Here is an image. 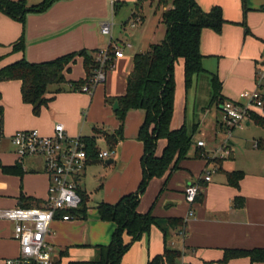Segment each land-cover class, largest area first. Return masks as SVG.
I'll use <instances>...</instances> for the list:
<instances>
[{
    "label": "crops",
    "instance_id": "0c3cea01",
    "mask_svg": "<svg viewBox=\"0 0 264 264\" xmlns=\"http://www.w3.org/2000/svg\"><path fill=\"white\" fill-rule=\"evenodd\" d=\"M136 1H58L43 14H29L25 24L23 53H14L11 50V44L21 34V24L0 13V68L23 56L27 61L36 63L53 60L83 49L105 50L109 47L113 49L118 47L122 50L121 44L115 43L111 38L109 41L107 36L100 33V25L103 21H107L108 3H125L122 7L126 9L128 3ZM196 1L203 11H209L214 6L220 7L226 21L220 34L211 30L202 31L200 39L202 66L208 73L217 75L221 83L220 96L224 100L244 102L245 100L239 98L240 93L253 91L256 88V74L264 75V0H246L248 11L245 23L249 34H245L244 28L239 25L242 20L241 0ZM111 7L113 8V5ZM130 10L128 18L134 12V6ZM155 14L152 24L159 30L158 39H162L165 28L161 23V10L157 9ZM131 28H136V25ZM153 28H148L144 37L143 32L137 34L139 40H136V46L139 47L141 44L137 53H143L149 45L156 43L153 42L154 36L151 35L154 33ZM125 36L130 39L129 34ZM129 43L124 45L132 48V44ZM131 56L132 53L129 57L125 56L122 50V57L115 59L113 67L107 72L101 86L104 95L109 99L125 93L126 79L132 70ZM76 68H82L83 72L75 78L72 72ZM200 75L195 77L192 86L186 90L183 60L178 59L175 63L174 110L170 128L178 129L185 125L189 130H194L192 145L187 159L178 164V169L149 182L145 193L140 197L137 211L139 213L150 211L157 219L180 218L185 221L183 231H170L169 236L170 246L182 253L177 264H264L251 263L245 257L222 261L226 250L264 249V159L253 157L254 153L251 152L252 159L238 161L237 140L232 138L231 131L222 124L220 105L211 102L210 76L205 73L206 81L200 82ZM84 76L82 59L77 58L66 78L77 81ZM202 87L206 88L205 97H203L204 92L199 90ZM64 88L65 93L63 90L55 95L36 117L32 114L31 106L21 100L19 81L0 84V104L3 107L0 165L15 170L14 173H5L0 168V209L20 207L18 198L21 194L26 198L40 201V205L36 207L43 205L48 196L49 179L44 172L43 161L38 157L19 159L14 153L10 137L16 131L35 129L43 135H51L53 126L60 123L69 136L85 137L82 133L86 127V113L88 108L90 111L93 93L74 92L68 90V86ZM52 91L54 90L49 88L47 97L51 96ZM206 101H208L207 106ZM198 108L202 111L199 118H197ZM261 110L256 111L261 112ZM143 119L142 110L129 111L125 117L122 139L113 148L115 155L109 159L111 162L100 161L105 167L114 170L117 167L120 171L119 180L109 182L108 196L100 199L101 202L114 204L121 196L136 191L141 179L142 144L140 141L133 142L132 151L131 147L123 145L122 140L127 139L130 142L136 140ZM250 124L251 121L248 120L246 126ZM118 126L119 122L116 119L107 129L101 127V131L113 133ZM86 128L88 131H94L93 125ZM99 138L107 147L104 150L110 149L102 134L97 136V140ZM197 141L204 142V146L197 147ZM119 145L121 148H118ZM226 145L230 155L222 159L219 164L214 163L212 160L220 159L219 151ZM164 146L165 141L159 140L156 156H160ZM197 153L204 155L205 158H195ZM114 159H117L118 165ZM91 165L94 164L88 165L83 171L81 184L85 179L86 169ZM130 166H132L131 174L128 173ZM232 171L244 173L238 189L227 184L225 173ZM208 173L210 180L204 181L203 178ZM81 184L80 192L88 195L85 218L78 217L70 221L55 220L45 237L51 248L53 264L94 259L96 257L94 247L107 245L115 229L113 223L99 219L96 207L101 202L94 206L90 205V194ZM192 184L199 187L200 201H196L191 206L185 201L184 189ZM237 198L242 199L241 204L237 203ZM190 209L193 211V216H189ZM13 228V222L0 220V264H5L6 260L14 259L19 255V244L13 239ZM140 239L136 243L138 247L135 248V251H138L139 262H148L149 259L163 252L162 233L158 228L152 227L149 235H143ZM124 240L127 241L128 237L126 236ZM63 251L64 254L61 255ZM135 258L129 255L125 262L122 258L121 264H133Z\"/></svg>",
    "mask_w": 264,
    "mask_h": 264
},
{
    "label": "trees",
    "instance_id": "16d2710c",
    "mask_svg": "<svg viewBox=\"0 0 264 264\" xmlns=\"http://www.w3.org/2000/svg\"><path fill=\"white\" fill-rule=\"evenodd\" d=\"M65 0H42L40 3L27 6L25 0H0V13L21 24V34L11 44L14 53H23L25 50V16L28 13L42 14L54 3ZM156 2L157 9L161 10V23L165 31L164 37L158 43L149 45L143 53L134 54L132 57V70L126 79V90L122 96L108 99L113 106L117 102L118 109L114 111L119 122L117 130L113 133L97 131L102 134L110 149H113L122 139L126 114L132 110H142L144 119L139 127L137 138L142 144L140 158L141 179L134 193L121 196L114 204L101 202L96 210L99 219L115 225L111 240L107 245H97L96 257L88 261H70L67 264H121L122 258L130 246L143 235H149L150 229L156 227L162 233L163 252L148 260L147 264H177L182 253L173 249L169 244L170 231L184 230L185 221L180 218L157 219L150 211L139 213L137 207L140 197L145 193L149 182L154 178H161L167 172L178 169V164L187 159L192 145L194 130H189L185 125L178 129H171L170 124L174 110L175 76L174 68L178 59L183 60L184 85L188 90L196 76L207 73L210 76L212 101L218 106L224 101L220 96L221 83L215 73H208L202 66L203 55L200 52V39L203 30H211L217 34L222 31L226 23L222 16L221 8L212 7L203 11L196 0H137L131 18H139V23L144 20L141 7L142 3ZM125 3H113V13L117 14ZM242 20L239 23L244 28V33L249 34L245 23L248 8L246 0H241ZM101 50H80L71 52L53 60L44 62H29L25 57L0 68V84L9 81L20 82L21 100L31 106L34 116H39L42 108L47 107L55 95L68 86L74 92H81L84 85L90 83L95 71L99 68L96 60ZM109 57H112L113 48L109 47ZM82 59L85 72L84 78L77 81L68 80L71 66L76 59ZM113 61H106L105 67L110 68ZM257 75V74H256ZM258 76V75H257ZM257 81V77H256ZM55 86L50 97H47L49 88ZM262 88V87H261ZM264 88V87H263ZM1 100V93H0ZM264 103V93H263ZM249 120L264 130V104L261 112L252 111ZM3 126V107L0 104V130ZM82 137L85 150L91 164L99 163L97 158L99 148L97 136ZM159 140L165 141V146L160 156L155 155ZM257 147L264 145V140L256 142ZM195 158H205L197 153ZM222 159H213L219 164ZM0 168L5 173H14V168ZM21 171H19V174ZM227 184L238 189L239 182L244 173L241 171L226 172ZM82 204L77 211L71 214L84 219L87 210L88 195L81 193ZM28 201V202H27ZM196 201H200L198 194ZM195 201V202H196ZM238 204L241 198L236 199ZM20 207H36L40 201L26 198L21 194L18 198ZM26 203V204H25ZM181 231V232H182ZM124 235L128 240H124ZM64 254V251L60 253ZM248 258L251 263H264V249L254 248L249 250H226L223 262L235 258Z\"/></svg>",
    "mask_w": 264,
    "mask_h": 264
},
{
    "label": "built area",
    "instance_id": "2783aa9c",
    "mask_svg": "<svg viewBox=\"0 0 264 264\" xmlns=\"http://www.w3.org/2000/svg\"><path fill=\"white\" fill-rule=\"evenodd\" d=\"M138 22L139 18H135L130 24L131 27ZM111 29L110 21H103L100 25V33L110 38ZM112 53V57H109L108 49L100 51L96 58L99 68L90 83L81 88L83 93L91 94L98 84L105 81L107 72L114 65L106 68V61L122 57V50L118 47L113 49ZM257 75L256 88L239 95L244 102L224 100L220 104L222 124L227 130L244 127L249 120L250 112L263 108L264 75L259 73ZM10 141L19 159L38 157L43 161L49 186L47 199L40 207L0 209V220L14 223L13 239L19 244V255L6 260L5 264H53L51 248L45 237L53 221H70L78 218L70 212L77 211L82 204L81 176L85 168L91 164L85 150V142L81 136H69L60 123L53 126L51 135H43L35 129H25L16 131L10 137ZM196 144L197 147L204 146L202 141H197ZM257 146L255 142L254 147ZM219 153L218 157L224 159L230 155V150L226 145ZM114 155V149L99 150L97 158L105 161ZM203 179L209 181L210 174H206ZM198 194L199 187L195 184L184 189L185 201L191 206L195 204ZM189 216H193L191 209Z\"/></svg>",
    "mask_w": 264,
    "mask_h": 264
},
{
    "label": "rangeland",
    "instance_id": "374dc122",
    "mask_svg": "<svg viewBox=\"0 0 264 264\" xmlns=\"http://www.w3.org/2000/svg\"><path fill=\"white\" fill-rule=\"evenodd\" d=\"M41 1L42 0H25V3L29 7L32 5H36L40 3ZM115 4L118 5V2H115ZM133 4L134 3H128L129 6L126 9L125 7H121L117 14L113 13V9L111 7V4L109 3L106 9V13H107L106 19L107 21L112 22L111 40L117 44L122 45V50L125 56L129 57V55L132 53L131 58L134 56L133 54L138 52L139 47H141V44H139L140 45L139 47L136 46L137 45L136 40L137 39L139 40L137 34L143 32L142 36L144 37L145 36L144 34L146 33L147 29L148 28L151 29L155 26L152 24V22L155 20L154 16L156 15L155 13L157 10L156 3L154 2L151 3L149 1L143 2L141 11L143 12L144 20L141 24L139 22L136 23V28H131L130 24L134 21V19L131 17L128 18V16L130 15V11H131L130 8L133 9ZM29 14L38 15L36 13L26 14L25 24H26L27 17ZM88 18H92V17H88ZM157 29L158 28L154 27L153 28L154 33L151 34L154 36L153 42H156V43L162 40V39H158L159 30ZM125 34L130 35L129 40L126 38ZM107 39L110 41V37H107ZM129 42L132 44L133 49L127 47V45H124ZM82 72H83L82 68L80 69L76 68L73 70L72 75L75 76L76 78ZM206 79H207L206 75L204 74L200 75V82L206 81ZM101 85L102 84H98L97 87L94 88V90L92 91L93 95L91 99V108H90V111L88 108V112L86 113L87 116L85 119L87 120L85 121L86 127H88L89 125H93L97 131H101L103 127L107 129L116 120V115L112 109V106L107 102L109 98L104 95ZM50 88L51 90H54L53 87H50ZM199 90L204 92L203 97L207 96L205 87L199 88ZM65 91L66 89L64 88V93ZM84 94H89V93H84ZM205 105L206 106L208 105V101H206ZM202 106L204 105L202 104ZM86 111L87 109L84 110V112ZM197 113L199 115L197 116V118H199L202 113L201 109L198 108ZM195 121L197 122V120ZM86 127L84 128V132L82 133L83 135L89 136L91 134L93 136V135L99 134V133H96L95 131H90V130L88 131ZM231 135L233 139L237 140L236 141V151L238 152V161L242 162V161L250 160L252 159L253 155H254L253 157L264 159V145L261 144L257 148L253 147L255 142L259 140H264V130L263 129H261L260 127L256 126L253 122H251L250 126L245 125L242 128L236 127L234 129H231ZM138 141L139 140L136 137V140H132L131 142L128 141L127 139L122 140V143H124L123 145L131 147V144L133 142H138ZM97 146L98 148L102 150L107 149L104 141L101 138L97 140ZM118 148H121V146L119 145ZM131 148L133 151L134 147H131ZM136 151L137 149L134 150V152ZM251 152H253L254 154L252 155ZM114 160L118 165L119 162L117 161V159H114ZM131 170H132V166H130L128 173L131 174ZM119 172L120 171L118 170L117 167L114 170L112 168L105 167L102 162L91 165L86 169L85 179L82 180L81 186L85 187L86 191L90 194V198H91L90 205L94 206L95 204H98L99 202H101L100 199L106 198L108 196L109 189H107V185L109 184V182H115V181L117 182L119 180V177H120ZM125 237L126 235H124V238ZM138 241L134 242L130 246L128 251L125 253V255L123 256L124 262L126 261L127 256L132 255L133 257H136L132 261L133 264H147V262L141 263V261L139 262L137 260L138 251L137 250L135 251V248L138 247V244H136Z\"/></svg>",
    "mask_w": 264,
    "mask_h": 264
},
{
    "label": "water",
    "instance_id": "95a60500",
    "mask_svg": "<svg viewBox=\"0 0 264 264\" xmlns=\"http://www.w3.org/2000/svg\"><path fill=\"white\" fill-rule=\"evenodd\" d=\"M112 109H113V111H116L118 109L117 102H114ZM110 162H111L110 160L107 161V163H110Z\"/></svg>",
    "mask_w": 264,
    "mask_h": 264
}]
</instances>
